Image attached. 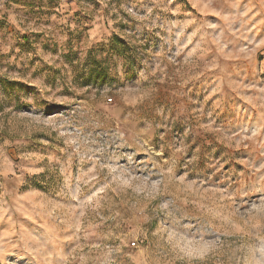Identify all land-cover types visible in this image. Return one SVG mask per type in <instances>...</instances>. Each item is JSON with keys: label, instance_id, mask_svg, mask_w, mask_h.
Returning <instances> with one entry per match:
<instances>
[{"label": "rangeland", "instance_id": "obj_1", "mask_svg": "<svg viewBox=\"0 0 264 264\" xmlns=\"http://www.w3.org/2000/svg\"><path fill=\"white\" fill-rule=\"evenodd\" d=\"M0 264H264V0H0Z\"/></svg>", "mask_w": 264, "mask_h": 264}, {"label": "trees", "instance_id": "obj_2", "mask_svg": "<svg viewBox=\"0 0 264 264\" xmlns=\"http://www.w3.org/2000/svg\"><path fill=\"white\" fill-rule=\"evenodd\" d=\"M110 49L116 55L123 56L125 59H129L131 51L128 46L120 40L116 35H112V38L109 41Z\"/></svg>", "mask_w": 264, "mask_h": 264}]
</instances>
